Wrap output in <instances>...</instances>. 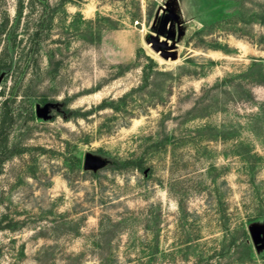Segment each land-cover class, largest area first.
<instances>
[{"label": "rangeland", "instance_id": "1", "mask_svg": "<svg viewBox=\"0 0 264 264\" xmlns=\"http://www.w3.org/2000/svg\"><path fill=\"white\" fill-rule=\"evenodd\" d=\"M2 56L0 264H264V0H0Z\"/></svg>", "mask_w": 264, "mask_h": 264}, {"label": "water", "instance_id": "2", "mask_svg": "<svg viewBox=\"0 0 264 264\" xmlns=\"http://www.w3.org/2000/svg\"><path fill=\"white\" fill-rule=\"evenodd\" d=\"M160 11L162 13H167L169 18L172 19V21H178L179 17L176 13H174L168 4H165ZM159 35V32H158ZM158 35L150 37L147 41L150 45V48L157 54L160 55L161 58L165 60L174 59L175 54L173 50L175 49L174 44H170V39L174 37L175 33L172 30H169L167 33V37L162 40ZM36 114L38 117H41L43 119L48 118V110L42 109L41 107H37ZM96 166V161L91 158H87L85 161V167L87 169H92ZM253 242L258 245L261 243V237L259 233H254L252 235Z\"/></svg>", "mask_w": 264, "mask_h": 264}, {"label": "trees", "instance_id": "3", "mask_svg": "<svg viewBox=\"0 0 264 264\" xmlns=\"http://www.w3.org/2000/svg\"><path fill=\"white\" fill-rule=\"evenodd\" d=\"M19 12L21 13V10H20ZM4 61H6V59L2 56V57L0 58V67H1V65L3 64ZM1 70H2V69L0 68V76H1V74H2V71H1ZM115 163H116V162H113V164H115ZM116 165H117V164H116ZM242 244H243V246L246 247V249L249 248V246H247L245 242L242 243Z\"/></svg>", "mask_w": 264, "mask_h": 264}, {"label": "bare ground", "instance_id": "4", "mask_svg": "<svg viewBox=\"0 0 264 264\" xmlns=\"http://www.w3.org/2000/svg\"><path fill=\"white\" fill-rule=\"evenodd\" d=\"M160 12H162V11H160Z\"/></svg>", "mask_w": 264, "mask_h": 264}]
</instances>
